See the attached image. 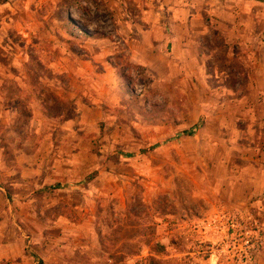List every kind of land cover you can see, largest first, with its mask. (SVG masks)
<instances>
[{"label": "rangeland", "instance_id": "1", "mask_svg": "<svg viewBox=\"0 0 264 264\" xmlns=\"http://www.w3.org/2000/svg\"><path fill=\"white\" fill-rule=\"evenodd\" d=\"M257 2L263 7L258 23L264 24V0ZM129 7L133 12V6ZM117 8L116 0H0V30L5 41L15 45L11 52L17 67L12 70L36 86L33 97L7 79L2 87L1 244L13 239L11 215L40 211L43 190L53 195L72 186L81 194L78 205L85 216L74 215L73 221L81 227V246L86 248L79 256L66 257L64 264H245L256 250L249 247L252 243L260 250L254 264H264V250L259 246L264 243L262 50H257L261 61L255 64L226 62L220 54L214 60L187 58V62L171 64L169 73L165 58H149L146 67L130 63L122 52L109 58L114 82L104 81L107 91L100 86L94 100L83 99L91 106L93 101H103L105 114L91 117L80 133L79 180L71 185L51 178L44 185L24 176L25 167L31 166L24 142L28 139L43 150L45 160L36 161L46 165L47 152L53 148L50 142L56 145V138L64 134L57 133L55 119L35 135L26 103L38 106L40 120L41 110L46 117L58 118L62 106H69L66 78L60 79L65 86L63 99L58 97L61 104L45 86L40 89L39 77L48 85L45 75L53 71L54 58L84 55L82 41L112 39L114 26L122 19L114 14ZM261 39L264 42V33ZM117 47L123 50L120 44ZM8 58L0 52L1 73ZM216 74L221 79H214ZM192 128L193 136L182 134ZM19 155L25 160L17 161ZM93 163L94 170L84 173ZM66 172L61 168L53 176L61 178ZM21 187H38L33 193L36 200L28 209L10 208L15 199L30 198ZM62 211L69 214V209ZM18 226L28 229L23 223ZM38 231L32 237L27 231L25 252L36 264H55L48 261L56 250L50 244L55 243ZM234 231L239 247L232 250Z\"/></svg>", "mask_w": 264, "mask_h": 264}, {"label": "crops", "instance_id": "2", "mask_svg": "<svg viewBox=\"0 0 264 264\" xmlns=\"http://www.w3.org/2000/svg\"><path fill=\"white\" fill-rule=\"evenodd\" d=\"M116 1L118 8L114 9V14L121 15L122 19H119L117 25L114 26L112 39L88 38V41H82L84 45L81 48H83L82 54L84 55L71 53L72 55H60L54 58L50 64V68L53 70L49 73L51 75H45L49 78L48 85L44 83L42 77H39L40 89L47 88L48 92L56 95L54 101L61 104H64L60 99H63L65 86L63 84L61 86L60 79L66 78L68 81L66 100H69V106L68 109H66L67 106H62L58 118L46 117L41 110L40 120L37 118L40 111L38 106H33L29 102L26 103L32 114L31 128L35 131V135L36 133L40 134L39 130L44 131V124L49 126L50 121L55 123L54 121L57 119V133L62 131L64 136L62 135L60 140L58 139L60 137L56 138V145L52 143L53 141L50 142L51 139L48 140V144L50 142L53 148L47 152L46 156L49 162L46 165L36 161L45 160L42 156L43 150L34 147L31 141L27 139L24 142V147L29 151L25 152L28 155L25 158L26 161L28 159L31 161H27V164L31 165V169L28 166L25 167L24 176H30L40 183L44 181V185L51 178L53 182L62 180L63 183L66 182L71 185L75 183V179L79 180L77 172L79 166L76 162L82 158V152L79 150L80 133L84 130L83 128L89 125L88 121L91 117L97 118L105 114V111L101 110L103 101L98 104L93 101L92 104L95 106H91L83 99L94 100L93 94L97 89H101L100 86H102L103 91H107L104 81L114 82L115 78L114 68L110 66L107 60L120 56L121 52L125 53L130 63L136 66L146 67L150 61L149 58L155 60L165 58L166 61L163 63L164 65L169 64L168 70H166L168 73L171 72V64L187 62V58L190 61L192 58L204 60L206 57L214 60L217 55L223 54L226 62L233 60L240 64H255L257 61H261V58L258 57L259 60L257 59V50L264 52V42L261 39V35L264 33V24L258 23L261 13L259 11L263 8L258 5V0ZM157 4L161 6L155 8L154 6ZM130 5L133 6V12L130 10ZM3 32L0 30V52L2 51L6 56H9V61L5 72L1 73L0 71V101L3 92L2 87L6 79L8 84L13 85L16 82L20 90L26 91L28 95L33 97L36 86L30 84L26 77L14 74L12 70V68L17 67V57L11 52L15 45L5 41ZM118 44L123 50H119ZM97 68L101 71L98 72ZM213 77L214 79H221V75L216 74ZM108 86L110 87V85ZM31 102H34L33 98ZM0 108L1 111L2 107L0 106ZM9 110L11 111V108ZM86 155L87 153L83 157ZM16 160L25 159L19 155L16 156ZM46 168L47 171L44 173L43 169L46 170ZM61 168L68 174L61 178L53 176ZM94 168V163L89 164L85 167L84 173L89 174ZM40 183L36 182L35 184ZM21 188L30 198L15 199L10 203V208L28 209L30 204L36 200L33 193L38 187ZM40 188L43 189L44 187ZM42 193L44 206L40 211H33L32 214L28 211L22 212L19 216L15 212V215L10 216L13 226L9 232L13 239L1 244L0 238V264H36L33 257L26 253L23 247L24 239L30 237L27 231L31 237L33 232L37 234L38 230V232L42 231L47 234L51 242L55 243V245L50 244L56 250L50 255L51 259H48L55 264H64L66 257L79 256L82 249L86 248L81 246V227L73 221L75 216L78 219H81L82 215L85 216L78 205L81 200L79 188L67 187L63 190H57L53 195L47 194L45 190ZM56 208H58V212L55 211ZM62 209H69V214H65ZM18 222L25 224L28 229L24 230V228L19 227ZM42 228L43 230H41ZM17 230H20V233H17ZM51 232L56 233V235L51 237ZM94 245H96L95 242ZM92 248L97 247L93 246Z\"/></svg>", "mask_w": 264, "mask_h": 264}, {"label": "built area", "instance_id": "3", "mask_svg": "<svg viewBox=\"0 0 264 264\" xmlns=\"http://www.w3.org/2000/svg\"><path fill=\"white\" fill-rule=\"evenodd\" d=\"M251 241H252V239H250L248 243H251ZM230 242H232L231 243L232 250L235 249V248L238 249V247H239V239H237V234L235 233V231H234V233L231 234ZM259 246H261L262 249L264 250V243H261ZM249 247H252V248L256 247V250H253L252 252H250L249 255L247 256V258H245V260H246L245 264L246 263L254 264L257 252H259L260 250L258 249V245L254 244V243H252ZM236 257H238V255ZM237 259H238V262L240 263V259L239 258H237Z\"/></svg>", "mask_w": 264, "mask_h": 264}, {"label": "trees", "instance_id": "4", "mask_svg": "<svg viewBox=\"0 0 264 264\" xmlns=\"http://www.w3.org/2000/svg\"><path fill=\"white\" fill-rule=\"evenodd\" d=\"M182 134L185 136H193L195 134V128H192L188 131H184V132H182ZM152 261L154 262V259H152Z\"/></svg>", "mask_w": 264, "mask_h": 264}]
</instances>
